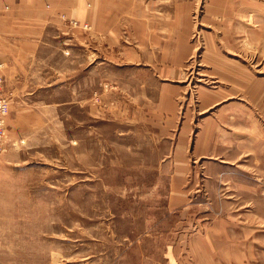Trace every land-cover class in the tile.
<instances>
[{
	"label": "rangeland",
	"instance_id": "obj_1",
	"mask_svg": "<svg viewBox=\"0 0 264 264\" xmlns=\"http://www.w3.org/2000/svg\"><path fill=\"white\" fill-rule=\"evenodd\" d=\"M84 6L0 64V264H264V0Z\"/></svg>",
	"mask_w": 264,
	"mask_h": 264
},
{
	"label": "crops",
	"instance_id": "obj_2",
	"mask_svg": "<svg viewBox=\"0 0 264 264\" xmlns=\"http://www.w3.org/2000/svg\"><path fill=\"white\" fill-rule=\"evenodd\" d=\"M85 1L0 0V64L8 89L16 92L18 81L26 76L40 53L48 29L62 28L57 13L84 11Z\"/></svg>",
	"mask_w": 264,
	"mask_h": 264
},
{
	"label": "built area",
	"instance_id": "obj_3",
	"mask_svg": "<svg viewBox=\"0 0 264 264\" xmlns=\"http://www.w3.org/2000/svg\"><path fill=\"white\" fill-rule=\"evenodd\" d=\"M0 74V155L4 151L7 138V126H6V117L8 116L9 110V101L5 98L2 90V79Z\"/></svg>",
	"mask_w": 264,
	"mask_h": 264
},
{
	"label": "bare ground",
	"instance_id": "obj_4",
	"mask_svg": "<svg viewBox=\"0 0 264 264\" xmlns=\"http://www.w3.org/2000/svg\"><path fill=\"white\" fill-rule=\"evenodd\" d=\"M2 76V75H1ZM1 79H2V77H1ZM3 81H4V79H2V87H3Z\"/></svg>",
	"mask_w": 264,
	"mask_h": 264
}]
</instances>
